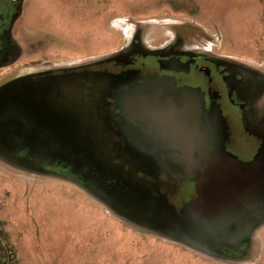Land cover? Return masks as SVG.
I'll list each match as a JSON object with an SVG mask.
<instances>
[{
    "label": "rangeland",
    "instance_id": "obj_1",
    "mask_svg": "<svg viewBox=\"0 0 264 264\" xmlns=\"http://www.w3.org/2000/svg\"><path fill=\"white\" fill-rule=\"evenodd\" d=\"M17 13L0 28V260L264 264V0H21ZM135 36L150 48L177 37L260 72L230 95L249 114L234 122L229 148L244 169L232 166L238 180L213 216L151 180L140 154L75 130L83 127L66 100L68 82L14 79L110 63ZM65 113L73 120L60 122Z\"/></svg>",
    "mask_w": 264,
    "mask_h": 264
},
{
    "label": "flooded vegetation",
    "instance_id": "obj_2",
    "mask_svg": "<svg viewBox=\"0 0 264 264\" xmlns=\"http://www.w3.org/2000/svg\"><path fill=\"white\" fill-rule=\"evenodd\" d=\"M20 4L21 0H0V28L2 18L7 20L17 15ZM180 41L176 37L170 43L150 48L143 46L135 36L110 63L47 69L14 79L47 76L62 83L68 82L70 89L65 90L66 100L69 108L72 111L74 108L81 117V120L79 117L75 120H79L83 127L75 130L102 138L110 137L118 151L143 153V172L152 174L151 180L160 181L168 192L177 195L176 200H180V193L185 192L188 204L195 205L199 213L208 209L213 211L217 208L214 206L222 204L225 190L238 180L237 167L244 169L242 162L235 159L241 153L229 149L236 145L237 140L234 122L249 119V114L241 111V100L233 102L230 99L231 94L240 95L234 83L241 84L253 73L259 75L260 72L229 62L227 56L212 50L203 52L186 48ZM10 48L13 49L8 51L11 56V53L15 54L16 47L12 43ZM10 56L6 54L5 58ZM75 80L80 82L73 83ZM159 91L172 95L178 101L197 100L200 105L201 128L202 133L209 137L206 145L209 154L205 152L195 155L190 161L182 160L184 169L176 165L181 163L176 159L179 151L164 145L162 137L166 132L148 119H139L127 111V103L135 96ZM59 103L64 106L63 111L68 108L63 99ZM66 117L67 113L60 122L73 120L71 116ZM244 155L249 160V156ZM229 167L234 168V172L226 171ZM163 178L168 179L167 185L162 184Z\"/></svg>",
    "mask_w": 264,
    "mask_h": 264
},
{
    "label": "water",
    "instance_id": "obj_3",
    "mask_svg": "<svg viewBox=\"0 0 264 264\" xmlns=\"http://www.w3.org/2000/svg\"><path fill=\"white\" fill-rule=\"evenodd\" d=\"M126 107L133 116L148 119L166 132L162 137L164 145L179 151L176 154L178 162L190 161L195 155L205 152L209 154L206 147L209 137L202 133L197 100L178 101L172 95L159 91L150 95H137ZM140 159H143V153Z\"/></svg>",
    "mask_w": 264,
    "mask_h": 264
},
{
    "label": "trees",
    "instance_id": "obj_4",
    "mask_svg": "<svg viewBox=\"0 0 264 264\" xmlns=\"http://www.w3.org/2000/svg\"><path fill=\"white\" fill-rule=\"evenodd\" d=\"M118 153H125V151H123L122 149L118 152ZM218 203V202H216ZM209 210V209H208ZM206 211L204 214H208L209 216H213V214L216 212V208L213 209V211L209 210ZM1 249H3V246H1ZM0 264H17V259L14 255V253L12 254L11 258H9L8 260H0Z\"/></svg>",
    "mask_w": 264,
    "mask_h": 264
},
{
    "label": "bare ground",
    "instance_id": "obj_5",
    "mask_svg": "<svg viewBox=\"0 0 264 264\" xmlns=\"http://www.w3.org/2000/svg\"><path fill=\"white\" fill-rule=\"evenodd\" d=\"M29 72H30V71H29ZM25 73H26V72H25ZM22 74H23V73H22ZM27 74H31V73H28V72H27ZM27 74H26V75H27Z\"/></svg>",
    "mask_w": 264,
    "mask_h": 264
}]
</instances>
